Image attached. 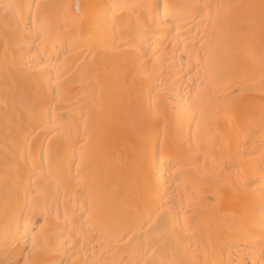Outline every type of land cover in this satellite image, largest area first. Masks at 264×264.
Here are the masks:
<instances>
[{"label":"bare ground","instance_id":"obj_1","mask_svg":"<svg viewBox=\"0 0 264 264\" xmlns=\"http://www.w3.org/2000/svg\"><path fill=\"white\" fill-rule=\"evenodd\" d=\"M26 260L264 264V0H0V264Z\"/></svg>","mask_w":264,"mask_h":264},{"label":"snow or ice","instance_id":"obj_2","mask_svg":"<svg viewBox=\"0 0 264 264\" xmlns=\"http://www.w3.org/2000/svg\"><path fill=\"white\" fill-rule=\"evenodd\" d=\"M6 7V9H15V8H17V7H19V6H17V5H6L5 6ZM37 23H39L40 21H39V18H37V21H36ZM25 264H29V261H27L26 260V262H25Z\"/></svg>","mask_w":264,"mask_h":264}]
</instances>
